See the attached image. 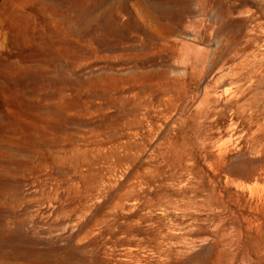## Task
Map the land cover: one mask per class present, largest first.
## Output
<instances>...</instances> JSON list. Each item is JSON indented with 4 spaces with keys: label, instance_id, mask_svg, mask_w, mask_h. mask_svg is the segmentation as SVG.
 Segmentation results:
<instances>
[{
    "label": "rangeland",
    "instance_id": "374dc122",
    "mask_svg": "<svg viewBox=\"0 0 264 264\" xmlns=\"http://www.w3.org/2000/svg\"><path fill=\"white\" fill-rule=\"evenodd\" d=\"M0 264H264V0H0Z\"/></svg>",
    "mask_w": 264,
    "mask_h": 264
},
{
    "label": "bare ground",
    "instance_id": "6f19581e",
    "mask_svg": "<svg viewBox=\"0 0 264 264\" xmlns=\"http://www.w3.org/2000/svg\"><path fill=\"white\" fill-rule=\"evenodd\" d=\"M256 4H257V3H256ZM256 4H255V5H256ZM208 64H209V63H208ZM207 68H208V67H207ZM219 147H220V146H219ZM222 147H223V146H222ZM219 153H220V152H219ZM129 247H130V246H129ZM127 248H128V247H127ZM131 248H132V247H131Z\"/></svg>",
    "mask_w": 264,
    "mask_h": 264
}]
</instances>
